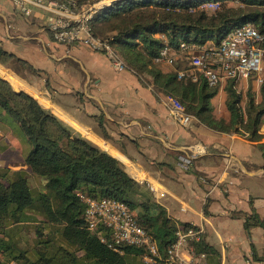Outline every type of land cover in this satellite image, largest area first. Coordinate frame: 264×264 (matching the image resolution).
<instances>
[{"label": "crops", "instance_id": "crops-1", "mask_svg": "<svg viewBox=\"0 0 264 264\" xmlns=\"http://www.w3.org/2000/svg\"><path fill=\"white\" fill-rule=\"evenodd\" d=\"M0 45L26 63L0 62V78L31 94L75 134L119 158L142 184L144 195L180 226L201 229L202 240L212 248L206 254L210 264H264V226L247 222L253 213L264 221V156L259 147L264 125L259 142L197 118L183 125L172 113L169 95L157 91L149 75L118 70L104 52L85 45L57 42L44 11L35 9L27 16L10 0H0ZM161 64L165 71L175 69ZM218 98L225 106L224 84L215 104ZM31 148L19 122L0 110V172L11 177L22 170L38 191L46 181L26 162ZM182 156L191 157L192 163L183 166ZM7 230L8 238L29 250L27 260L13 263H39L34 222L10 224ZM50 248L54 255L56 246ZM77 254L79 264H90L82 251ZM144 262L157 264L145 256Z\"/></svg>", "mask_w": 264, "mask_h": 264}, {"label": "trees", "instance_id": "trees-1", "mask_svg": "<svg viewBox=\"0 0 264 264\" xmlns=\"http://www.w3.org/2000/svg\"><path fill=\"white\" fill-rule=\"evenodd\" d=\"M93 1L76 0L79 7ZM202 1L205 0H112L95 13L91 25L96 35L112 38L111 43L127 69L141 77L149 75L157 91L182 102L201 123L259 142L263 138L260 130L264 125V83L262 98L257 100L249 90L243 106L242 94L237 89L239 81L227 80L228 115L218 116L213 98L221 85L211 86L204 77L195 81L188 75L178 76V71L188 73L192 69L189 54L179 57L171 71L155 62L166 44H218L227 31L246 21H254L264 31V0H218L222 5L217 10L198 8ZM13 61L26 64L0 45V62L7 65ZM0 110L19 122L32 145L26 162L33 174L46 181L44 188L36 191L24 171H14L11 177L8 172H0V264L29 258L28 249L8 238L7 227L20 222H34L35 249L40 261L33 264H79V251L90 264H146L145 248L127 245L120 253L101 240L99 230L89 229L83 195L114 197L128 203L137 213L139 223L157 240L161 254L175 241L181 223L144 195L142 184L119 158L75 134L31 94L16 91L2 78ZM259 147L264 156V142ZM247 222L248 226H264L256 213L249 215ZM55 246V254L51 255L50 247ZM192 246L196 253L208 255L212 250L202 237ZM157 264L165 263L159 259Z\"/></svg>", "mask_w": 264, "mask_h": 264}, {"label": "built area", "instance_id": "built-area-1", "mask_svg": "<svg viewBox=\"0 0 264 264\" xmlns=\"http://www.w3.org/2000/svg\"><path fill=\"white\" fill-rule=\"evenodd\" d=\"M24 15L31 16L35 9L46 13V21L57 42L67 45L82 44L104 52L114 67L123 70L126 65L114 49L112 38L96 35L91 19L105 4L103 0L79 7L76 0H10ZM222 5L218 0L202 1L198 8L217 10ZM184 54L190 55L192 69L178 71L179 78L190 76L197 81L204 77L209 85L217 86L229 79L264 83V31L254 21L236 25L225 33L220 43L205 44L181 42L179 47L166 44L155 57V62L174 66ZM172 113L183 125H190L196 117L186 106L169 95ZM192 158L181 157V164L189 166ZM87 203L85 217L88 227L100 233L101 240L109 248L122 251L127 245L146 249L145 259L165 264H209L205 253H196L192 243L202 237L201 229L180 226L176 239L161 254L157 240L142 226L137 215L125 201L114 197L91 198L82 196Z\"/></svg>", "mask_w": 264, "mask_h": 264}, {"label": "rangeland", "instance_id": "rangeland-1", "mask_svg": "<svg viewBox=\"0 0 264 264\" xmlns=\"http://www.w3.org/2000/svg\"><path fill=\"white\" fill-rule=\"evenodd\" d=\"M98 0H94L93 2H96ZM111 0H103V3H110ZM93 2H89L93 3ZM231 4H234V1H231ZM18 65V64H17ZM160 67H163L165 69L166 65L165 64H160ZM246 82L244 81H239L238 85H237V89L240 91V93L242 94V104L243 106H245V103L248 99V91L251 90L255 93L256 99L260 100L262 98V91H261V84H259L257 81H248L246 84ZM226 83H224L225 86ZM215 104V103H214ZM226 110L225 106H223V102L220 101V99L218 98L216 104H215V113L218 116H224V111Z\"/></svg>", "mask_w": 264, "mask_h": 264}]
</instances>
